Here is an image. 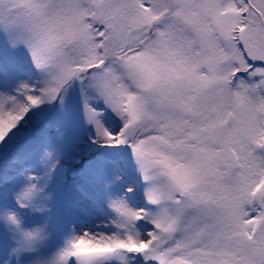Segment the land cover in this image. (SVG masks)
Instances as JSON below:
<instances>
[{
	"label": "snow or ice",
	"instance_id": "1",
	"mask_svg": "<svg viewBox=\"0 0 264 264\" xmlns=\"http://www.w3.org/2000/svg\"><path fill=\"white\" fill-rule=\"evenodd\" d=\"M0 264H264V0H0Z\"/></svg>",
	"mask_w": 264,
	"mask_h": 264
}]
</instances>
